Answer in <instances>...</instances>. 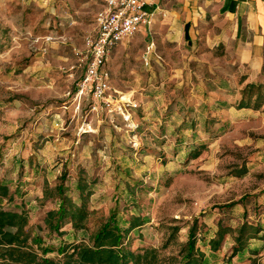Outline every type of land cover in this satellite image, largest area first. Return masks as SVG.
Listing matches in <instances>:
<instances>
[{
	"label": "rangeland",
	"instance_id": "1",
	"mask_svg": "<svg viewBox=\"0 0 264 264\" xmlns=\"http://www.w3.org/2000/svg\"><path fill=\"white\" fill-rule=\"evenodd\" d=\"M101 7L0 0V210L25 213L28 234L55 248L92 245L116 212L124 227L144 220L127 239L142 264H181L192 230L206 264H264V106L239 108L248 84L264 87V57H236L213 28L193 48L150 30L112 51L111 86L136 107L109 111L79 87ZM148 41L161 59L145 67ZM81 183L85 228L49 230L57 187L79 202ZM245 222L262 230L233 256Z\"/></svg>",
	"mask_w": 264,
	"mask_h": 264
},
{
	"label": "trees",
	"instance_id": "2",
	"mask_svg": "<svg viewBox=\"0 0 264 264\" xmlns=\"http://www.w3.org/2000/svg\"><path fill=\"white\" fill-rule=\"evenodd\" d=\"M264 87L261 84L250 83L243 91L239 108L260 109L264 106ZM252 98H255L252 103ZM200 151L196 153L198 156ZM80 201L74 202L65 196L64 187H57L60 202L56 210L49 212L46 220L47 228L60 232L65 221H70L76 230L85 228L89 218L86 187L78 185ZM9 188L0 183V196H7ZM118 213H111L108 220L93 235L92 245L62 244L58 248L44 245L38 236L31 237L26 229L28 218L25 213L0 210V264H142L144 255L128 248L127 239L134 229L143 225L144 220L133 217L128 221V227L120 224ZM261 226L245 222L239 228L237 246L233 256L244 250L249 239L259 236ZM221 230L218 232L221 236ZM251 237L246 238L245 234ZM261 238L264 239V236ZM216 244L218 241H213ZM196 230L189 234L187 255L181 264H206L202 255H196ZM57 252L60 259L48 257ZM198 253V251H197ZM203 260V261H201Z\"/></svg>",
	"mask_w": 264,
	"mask_h": 264
},
{
	"label": "crops",
	"instance_id": "3",
	"mask_svg": "<svg viewBox=\"0 0 264 264\" xmlns=\"http://www.w3.org/2000/svg\"><path fill=\"white\" fill-rule=\"evenodd\" d=\"M101 2L100 11L104 8V3L102 0ZM144 2V10L150 23L139 27L135 34L136 43L146 36L148 31L153 30L160 34L164 41L186 44L193 48L201 34L213 28L216 31L215 42L233 43L235 45L233 53L236 57L250 58V61L264 57L263 0H144ZM148 44L149 41L145 50ZM160 59L161 56L157 54L155 48L151 64L153 61L159 63ZM105 69L110 78L107 66ZM130 94L125 97H129Z\"/></svg>",
	"mask_w": 264,
	"mask_h": 264
},
{
	"label": "built area",
	"instance_id": "4",
	"mask_svg": "<svg viewBox=\"0 0 264 264\" xmlns=\"http://www.w3.org/2000/svg\"><path fill=\"white\" fill-rule=\"evenodd\" d=\"M104 8L96 17L94 35L85 39V49L80 52V67L83 68L79 87L81 94H89L94 101L109 111L136 107L132 101L124 100L111 86L105 69L112 51L121 43L130 42L142 24H149L144 10V0H102ZM155 44H148L143 53L145 66H150ZM125 116V115H124Z\"/></svg>",
	"mask_w": 264,
	"mask_h": 264
},
{
	"label": "bare ground",
	"instance_id": "5",
	"mask_svg": "<svg viewBox=\"0 0 264 264\" xmlns=\"http://www.w3.org/2000/svg\"><path fill=\"white\" fill-rule=\"evenodd\" d=\"M130 95H131V94H130ZM130 95H129V96H130ZM128 98H129V97H126L125 100L128 99Z\"/></svg>",
	"mask_w": 264,
	"mask_h": 264
}]
</instances>
